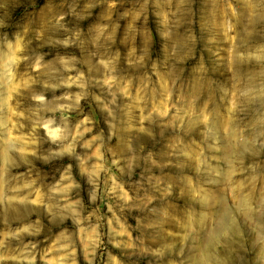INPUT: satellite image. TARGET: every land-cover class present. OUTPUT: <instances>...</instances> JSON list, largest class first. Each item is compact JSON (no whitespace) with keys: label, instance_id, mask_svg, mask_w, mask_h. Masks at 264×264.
<instances>
[{"label":"rangeland","instance_id":"obj_1","mask_svg":"<svg viewBox=\"0 0 264 264\" xmlns=\"http://www.w3.org/2000/svg\"><path fill=\"white\" fill-rule=\"evenodd\" d=\"M0 264H264V0H0Z\"/></svg>","mask_w":264,"mask_h":264}]
</instances>
